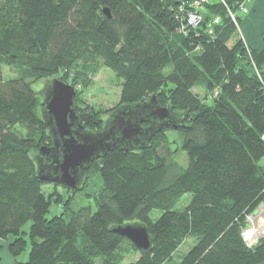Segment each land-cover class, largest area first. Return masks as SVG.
Segmentation results:
<instances>
[{
  "label": "trees",
  "instance_id": "trees-1",
  "mask_svg": "<svg viewBox=\"0 0 264 264\" xmlns=\"http://www.w3.org/2000/svg\"><path fill=\"white\" fill-rule=\"evenodd\" d=\"M194 1L0 0V240L15 264H121L133 252L129 264H168L186 240L178 264H264V238L253 247L242 238L246 216L264 206V29L252 48L236 26L247 0ZM187 12L202 21L190 28ZM96 62L121 80L117 107L155 95L181 117L186 163L167 133L138 152L113 150L89 168L100 179L96 209L47 218L49 183L29 154L51 144L32 83L75 88L78 67ZM4 66L17 74L4 79ZM76 110L85 129L99 131L101 112ZM136 222L147 227L148 252L111 232Z\"/></svg>",
  "mask_w": 264,
  "mask_h": 264
},
{
  "label": "water",
  "instance_id": "water-1",
  "mask_svg": "<svg viewBox=\"0 0 264 264\" xmlns=\"http://www.w3.org/2000/svg\"><path fill=\"white\" fill-rule=\"evenodd\" d=\"M103 11L110 17L109 10ZM38 96L51 145L41 147L35 154V176L68 191L80 190L91 163L111 151L138 152L148 147L157 133L184 128L181 117L160 106L155 95L135 104L120 105L109 113L99 131L87 130L82 125L76 114V89L70 84L57 78L47 80ZM111 232L127 238L141 252L150 249L148 230L142 223L114 226Z\"/></svg>",
  "mask_w": 264,
  "mask_h": 264
},
{
  "label": "rangeland",
  "instance_id": "rangeland-1",
  "mask_svg": "<svg viewBox=\"0 0 264 264\" xmlns=\"http://www.w3.org/2000/svg\"><path fill=\"white\" fill-rule=\"evenodd\" d=\"M213 1V0H211ZM255 0H247L245 5V12L240 14L241 16V22L239 24H236L238 26V34L240 37H242L247 44L246 37L244 35V26L243 21H245L247 18L250 17L249 13L252 9V6ZM264 3V1H262ZM259 8L256 10L262 9L263 5H258ZM253 14H256V11L253 12ZM260 14H264V11H261ZM253 18V17H251ZM261 18V17H260ZM232 19V18H231ZM235 19V16H234ZM233 21V20H232ZM262 22L261 24L264 27V15L263 18L260 19ZM235 23V22H234ZM258 21L257 24H254V28H252V33L255 35V32L258 31ZM4 73V79H9L11 77H14L17 74V71L15 69H8L6 66L2 68ZM79 71H83L84 75L79 76L77 73L78 81L75 84V89L78 92L77 99H78V106L79 107H90L94 109L96 112H101L100 114V120L102 123V126L105 119L108 117L109 113L117 107L119 103V93L121 90V80L116 77L108 68H105L103 65H101L99 62H96L91 67H78ZM85 73L90 78L89 82H86V85L83 84V79H85ZM44 80L38 81L36 83H32V87L36 92L41 91L43 86ZM193 94H197L199 98L205 99L204 93H202L201 90L198 88L193 89ZM169 135V138H171L176 145H174V153L177 160H179L182 163H186L185 155L180 149V141L181 138L178 135V132H166ZM19 134L26 135L24 130H19ZM36 151L30 152L29 156L32 159L35 156ZM259 166L264 167V160L260 161ZM90 171L85 173V179L83 183L81 184L80 191H77L73 193V190L69 189L65 190L59 185H53V184H47V186L44 187V192L46 195H49L52 199L51 206L49 207V211L47 214L48 217L56 216L59 214L66 215L68 213V216L74 213L81 212L82 210H95L96 207H94V194L98 192L100 189V179L99 175L97 174L96 170L94 168L89 169ZM191 195H185L183 196L176 205L175 209H183L189 204ZM59 200V202H58ZM257 216L254 218L252 224H248L247 228L250 230H254L258 236L251 238L252 242L257 243L261 238H264V206L261 205L257 209ZM152 219H156L159 216V212H153L151 214ZM28 228V227H27ZM260 229V230H259ZM259 230V231H258ZM251 237V236H250ZM256 239V240H255ZM192 247V243L190 240H186L183 245L180 246V248L173 254L172 260L168 264H178L181 261V257L185 255ZM28 249L22 253L20 257H18V261L20 262H26L28 259ZM138 253H130L127 254L124 261L121 264H129L130 262L137 259Z\"/></svg>",
  "mask_w": 264,
  "mask_h": 264
},
{
  "label": "crops",
  "instance_id": "crops-1",
  "mask_svg": "<svg viewBox=\"0 0 264 264\" xmlns=\"http://www.w3.org/2000/svg\"><path fill=\"white\" fill-rule=\"evenodd\" d=\"M264 0H255L252 6L251 12L249 13L250 17L247 18L245 21H243L244 26V35L246 37L247 45H249L252 48L259 49L261 48V32L263 31L264 27L261 24L260 21L261 18H263V15L260 14L261 11H264V3L262 2ZM258 5H263L262 9L259 11L256 10L259 8ZM256 11V14H253V12ZM253 17V18H251ZM261 17V18H260ZM258 21V31L255 32V35L252 33V28H254V24H257ZM0 264H15V260L12 257V255L8 252V244L7 241L0 240Z\"/></svg>",
  "mask_w": 264,
  "mask_h": 264
},
{
  "label": "built area",
  "instance_id": "built-area-1",
  "mask_svg": "<svg viewBox=\"0 0 264 264\" xmlns=\"http://www.w3.org/2000/svg\"><path fill=\"white\" fill-rule=\"evenodd\" d=\"M202 1H205V0H197V1H194L190 5V7L197 8L198 7V4L201 3ZM244 12H245V6L244 5L243 6L241 5L240 6V14H242ZM229 16H231L233 22H235L234 16L232 14H229ZM201 21H202V17H200L198 14H196L194 12H192V13L187 12V15H186V23H187V25L190 28L195 27ZM214 22H217V21L215 20ZM256 209L254 210L253 213H251V214H249V215L246 216V219H245L246 227H245V229L242 230V238H243V241H244L245 244H247L248 247H253V246L257 245V243H255V242L253 243L251 241L252 240L251 238L257 237L258 236V233L256 235L255 234L256 232L254 230H252V228L250 230L247 228V225L248 224H252L253 223L252 221L255 220L254 218L257 216Z\"/></svg>",
  "mask_w": 264,
  "mask_h": 264
}]
</instances>
